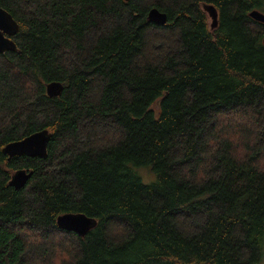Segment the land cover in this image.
Wrapping results in <instances>:
<instances>
[{
    "label": "trees",
    "instance_id": "trees-1",
    "mask_svg": "<svg viewBox=\"0 0 264 264\" xmlns=\"http://www.w3.org/2000/svg\"><path fill=\"white\" fill-rule=\"evenodd\" d=\"M217 11V26L202 9ZM0 264H255L264 0H0ZM157 9L164 25L147 20ZM60 82L59 96L45 85ZM47 129L45 159L2 148ZM155 180L144 184L138 169ZM18 169L27 184L9 186ZM97 221L81 238L62 214Z\"/></svg>",
    "mask_w": 264,
    "mask_h": 264
},
{
    "label": "water",
    "instance_id": "water-1",
    "mask_svg": "<svg viewBox=\"0 0 264 264\" xmlns=\"http://www.w3.org/2000/svg\"><path fill=\"white\" fill-rule=\"evenodd\" d=\"M128 2L129 0H124ZM202 9L207 13L210 19V29L217 26V11L211 5H203ZM249 18L255 22L264 24V12L259 10H252L248 13ZM147 20L151 23L162 26L166 22L164 13L153 8L147 13ZM19 29L18 23L13 17L0 7V54L6 52H18L13 37L17 34ZM264 45V38L262 39ZM63 86L60 82H50L45 85L46 95L54 98L60 95ZM51 134L47 129L32 133L20 140L10 142L2 148V152L8 159L12 157L27 156L29 158L45 159L47 157V146ZM32 172L27 169H18L11 174L9 186L15 190L23 188L29 179ZM97 221L93 218H88L83 214H62L57 217V227L65 232H70L83 238L88 231L96 226Z\"/></svg>",
    "mask_w": 264,
    "mask_h": 264
},
{
    "label": "rangeland",
    "instance_id": "rangeland-1",
    "mask_svg": "<svg viewBox=\"0 0 264 264\" xmlns=\"http://www.w3.org/2000/svg\"><path fill=\"white\" fill-rule=\"evenodd\" d=\"M138 174L144 184H150L155 180L153 172L149 170V167H142L138 169ZM255 264H264V247L262 249V255L260 260Z\"/></svg>",
    "mask_w": 264,
    "mask_h": 264
}]
</instances>
